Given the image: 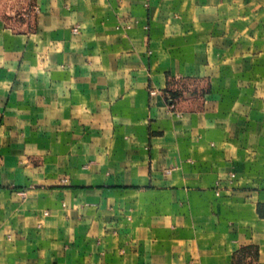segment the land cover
Listing matches in <instances>:
<instances>
[{"label":"crops","instance_id":"crops-1","mask_svg":"<svg viewBox=\"0 0 264 264\" xmlns=\"http://www.w3.org/2000/svg\"><path fill=\"white\" fill-rule=\"evenodd\" d=\"M28 2L0 264H264V0Z\"/></svg>","mask_w":264,"mask_h":264},{"label":"rangeland","instance_id":"rangeland-1","mask_svg":"<svg viewBox=\"0 0 264 264\" xmlns=\"http://www.w3.org/2000/svg\"><path fill=\"white\" fill-rule=\"evenodd\" d=\"M0 17L14 27H21L31 17L28 0H0Z\"/></svg>","mask_w":264,"mask_h":264},{"label":"trees","instance_id":"trees-1","mask_svg":"<svg viewBox=\"0 0 264 264\" xmlns=\"http://www.w3.org/2000/svg\"><path fill=\"white\" fill-rule=\"evenodd\" d=\"M168 100H169V102L171 103V104H173V98L170 96V97H168Z\"/></svg>","mask_w":264,"mask_h":264},{"label":"built area","instance_id":"built-area-1","mask_svg":"<svg viewBox=\"0 0 264 264\" xmlns=\"http://www.w3.org/2000/svg\"><path fill=\"white\" fill-rule=\"evenodd\" d=\"M74 30H75V31H77L78 29H77V28H75ZM153 93H154V92H153ZM173 107H174V105L172 104V108H173ZM46 214H47V213H46Z\"/></svg>","mask_w":264,"mask_h":264}]
</instances>
